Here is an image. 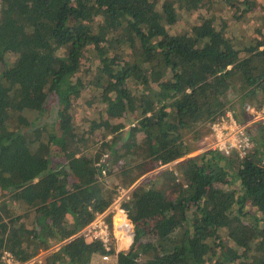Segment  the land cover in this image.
Masks as SVG:
<instances>
[{
    "label": "trees",
    "instance_id": "16d2710c",
    "mask_svg": "<svg viewBox=\"0 0 264 264\" xmlns=\"http://www.w3.org/2000/svg\"><path fill=\"white\" fill-rule=\"evenodd\" d=\"M224 1L261 8L264 23L257 0ZM215 5L0 0V264L5 251L21 263L48 251L43 264H264V122L247 124L244 156L193 154L210 123L231 111L245 125L248 105L264 107V24L239 43ZM202 9L192 30L170 31ZM87 90L105 105L103 140L73 112ZM120 187L135 239L116 255L114 237L105 260L101 240L75 235Z\"/></svg>",
    "mask_w": 264,
    "mask_h": 264
},
{
    "label": "built area",
    "instance_id": "2783aa9c",
    "mask_svg": "<svg viewBox=\"0 0 264 264\" xmlns=\"http://www.w3.org/2000/svg\"><path fill=\"white\" fill-rule=\"evenodd\" d=\"M247 109L253 111L254 114L264 112V107L260 109L248 105ZM247 124L248 123L245 125L241 124L235 118L233 113L229 111L222 119L210 123L211 130L208 137V139H210L209 147L219 149L225 154L237 152L240 156L246 155L254 146L253 139L245 130ZM130 192L131 189L120 187L119 195L109 209L106 212L98 214L92 223L78 233V235H83L89 240H101L106 250V253L103 256L105 260H111L113 258L112 254L109 252L113 249L112 243L114 237L116 239V255L120 251L128 248L135 239V225L128 217L125 208L122 206L123 202L130 197ZM110 212H113L112 225L107 221V215ZM119 214H122L126 219V221L120 224L116 221V217ZM2 259L6 264H43V258L41 255H38L26 263H21L10 251H5Z\"/></svg>",
    "mask_w": 264,
    "mask_h": 264
},
{
    "label": "rangeland",
    "instance_id": "374dc122",
    "mask_svg": "<svg viewBox=\"0 0 264 264\" xmlns=\"http://www.w3.org/2000/svg\"><path fill=\"white\" fill-rule=\"evenodd\" d=\"M216 2V5L213 9V12L217 14L224 15L228 25H229V35L232 36L233 34L238 37L237 42H243L244 36H254L256 35V29L258 26H260L263 21H262V10L257 8V10H252L247 12L246 14L242 15L241 11H239L238 8L229 6L224 0H214ZM240 2L243 1V7H246L244 5V0H239ZM258 3L260 2L262 5H264V0H257ZM205 13L207 16H209V13L206 12L205 9H202L200 11L198 10H192L188 12H182L181 17L179 21L171 26L169 29L171 32H180L183 33L185 31H190L192 30L191 28L195 25L198 24L200 14ZM264 24V23H263ZM249 39V37H248ZM251 39V38H250ZM245 40V38H244ZM249 41V40H248ZM91 92L90 90L85 91L80 99L75 101V106L73 107V112L77 114L76 116V121L78 122L79 126L81 128H87L90 132H93V134H99V137L103 140L104 138V133L107 132L106 128L103 127L104 124L100 123L101 122V113L102 111H105V105L100 103V102H94L90 104V102L94 101V96L90 95ZM52 102V101H51ZM58 109V106L55 102H52L48 106H46V110L48 112V115L56 113ZM261 109V108H260ZM97 118V124L93 123V120ZM104 120L102 122H106L107 115H104ZM118 119V118H117ZM125 117H122L119 119V121H124ZM118 121V120H117ZM116 120L114 121L115 123L117 122ZM264 122V112H260L259 114H255L252 119L248 121V124H252L255 130L258 129V126L260 123ZM205 134L203 138L201 139L200 143L202 144L199 150L194 152L193 154H198L203 152L208 148V142H210V139H208L210 135V129L207 127H204ZM123 133V130L121 134ZM111 135L107 136L109 139ZM150 166V165H148ZM117 168H120V164L117 163L116 165ZM147 169H150L147 167ZM156 170H149L147 173L142 176L140 180H138L137 184L141 182L144 178H147L148 176L152 175ZM106 172V171H105ZM105 174V173H104ZM136 185V184H135ZM118 217V215H117ZM116 217V221H117ZM122 244V243H121ZM127 250V248H126Z\"/></svg>",
    "mask_w": 264,
    "mask_h": 264
},
{
    "label": "bare ground",
    "instance_id": "6f19581e",
    "mask_svg": "<svg viewBox=\"0 0 264 264\" xmlns=\"http://www.w3.org/2000/svg\"><path fill=\"white\" fill-rule=\"evenodd\" d=\"M124 221H126L125 217L122 214H119L117 217V223L120 224Z\"/></svg>",
    "mask_w": 264,
    "mask_h": 264
},
{
    "label": "clouds",
    "instance_id": "9594fccd",
    "mask_svg": "<svg viewBox=\"0 0 264 264\" xmlns=\"http://www.w3.org/2000/svg\"><path fill=\"white\" fill-rule=\"evenodd\" d=\"M210 147H209V142H208V148L207 149H209ZM75 236H78V233L75 235ZM129 248V247H128ZM127 248V249H128ZM124 250H126V249H124ZM124 250H122V251H124ZM121 252V251H120ZM48 253V251H46V252H42L40 255L42 256V258L44 257V255H46ZM30 261V260H29ZM28 262V261H27Z\"/></svg>",
    "mask_w": 264,
    "mask_h": 264
}]
</instances>
